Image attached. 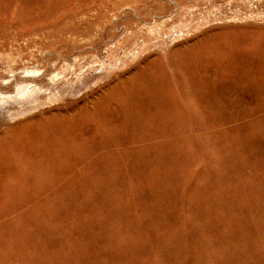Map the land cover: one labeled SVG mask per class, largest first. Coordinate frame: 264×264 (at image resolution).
Returning a JSON list of instances; mask_svg holds the SVG:
<instances>
[{"label": "rangeland", "instance_id": "1", "mask_svg": "<svg viewBox=\"0 0 264 264\" xmlns=\"http://www.w3.org/2000/svg\"><path fill=\"white\" fill-rule=\"evenodd\" d=\"M0 264H264V0H0Z\"/></svg>", "mask_w": 264, "mask_h": 264}]
</instances>
